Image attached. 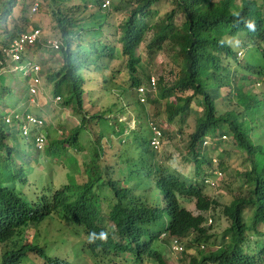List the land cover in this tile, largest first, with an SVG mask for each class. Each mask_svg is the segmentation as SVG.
I'll return each mask as SVG.
<instances>
[{
    "label": "trees",
    "instance_id": "16d2710c",
    "mask_svg": "<svg viewBox=\"0 0 264 264\" xmlns=\"http://www.w3.org/2000/svg\"><path fill=\"white\" fill-rule=\"evenodd\" d=\"M20 1L22 15L15 20L12 29L4 26L3 32L7 40L13 41L27 30L29 4L38 2ZM51 1L56 7L61 5L59 2L56 5L57 0ZM116 1L118 4H114L108 11L102 10V0H94L97 10L89 15L87 20L74 17L78 7L66 13L61 9L53 13L66 44V49L61 50L64 63L56 74H52L56 78V93H66L64 105L77 107L79 111L84 105L86 73L97 69L93 57L121 56L115 49L101 44L98 40L103 36L104 21L111 20L119 29L118 42L122 44L121 53L128 59L131 70H135L140 64V58L136 55L139 43L149 37V32H153L154 37L150 36V42H153L147 46L151 59L166 51L167 47H170L168 51L172 53L170 74L173 78L165 77L172 80V85L168 84L170 87L165 86L167 94L176 96L180 109L187 110L193 101L201 108L196 131L189 137V159L197 165H211L208 154L201 156L200 142L204 136L215 137L219 128L226 127L232 133L237 147L247 154L251 164L250 170L238 173L241 177L243 175L247 191L225 207L224 213L230 220V226L220 235L221 241L217 249L201 254L189 264H264V243L257 242L252 246V238L264 237V146L256 145L251 139L258 133L257 129H261L253 120L264 110V96L260 98L253 90L243 91L250 83L246 76L261 75V72L257 73L251 67L238 69L241 62L235 58L236 54L227 41V37H234L243 31L250 38H261L264 42V5H258L254 0H240L239 4L237 0ZM16 2L17 0H8L1 4L0 23L4 19L2 14H10ZM84 6L87 9L88 3ZM162 6L170 8L161 14ZM249 23L254 24V27L249 28ZM230 61L238 66L236 70L227 66ZM0 87L1 102L8 89ZM223 88H228L229 94H232L231 89H236L239 97L235 104L230 102L227 111H221L219 108V96ZM77 136L74 134L76 140ZM62 139L64 148H67V144L70 146L74 143L73 136ZM25 157L26 154L22 150L7 143V133L0 127V243L7 246L1 264H24L27 255L35 251L45 259L43 250L26 247L23 240L15 235L23 234L20 230L27 222H39L46 216H65L81 223L88 242L89 235L95 233L97 238L89 242L92 249L104 247L133 250L131 241L124 246L114 244L112 231L106 226V220L115 223L117 237L130 240V236L144 233L146 226L160 222L166 212L171 216L169 230L172 234L188 235L195 231L196 242L212 240L208 231L201 228L202 220L192 217L180 208L176 199L177 195L196 196L199 209L208 210L212 203L200 186L187 184L172 174L161 175L156 185L164 194L166 207L159 208L144 197L134 195L130 189L118 185L122 189H115L113 198L107 202L109 207L103 209L99 194L94 191L95 178L89 176L88 182L91 183L79 186L77 190L82 194L77 199L58 192L51 198L42 197L38 203H34L2 187L7 181L16 180V175L20 177L24 173L17 160L21 162ZM222 164L223 161L221 166ZM137 166L140 168H136ZM144 168L141 162H132L130 167H126L128 179L149 177L143 172ZM99 179L100 175H97L96 180ZM109 187H114V184H109ZM247 213H251L249 222L246 221ZM102 232L104 238L100 239L99 234Z\"/></svg>",
    "mask_w": 264,
    "mask_h": 264
},
{
    "label": "clouds",
    "instance_id": "9594fccd",
    "mask_svg": "<svg viewBox=\"0 0 264 264\" xmlns=\"http://www.w3.org/2000/svg\"><path fill=\"white\" fill-rule=\"evenodd\" d=\"M108 1V4H106ZM258 3V0H254ZM39 3V1H38ZM88 3V1H87ZM116 4V0H102L101 7L102 10H111L113 5ZM259 5V4H258ZM261 5H264V0ZM35 4L32 5V13H37L39 11V8L37 11H34ZM90 6H94L91 3H88V6L86 8H90ZM79 8V7H78ZM83 9H85V6H83ZM107 23L111 26H114L115 33L113 36L117 39L116 42L120 44V47L113 46L111 43H107L104 41L105 35L99 37V41L101 44L112 47L115 49V52H119L121 56L119 58H108L103 56H94V60L97 64V69L86 73V83L84 84V105L83 107L77 111V107H71V106H65L64 102L67 99V94L62 92L56 93V78L54 75H50L48 77V81L52 83L53 85V95H54V103L55 104H61V109H68L69 113H72V116L75 117V120L78 122V125L71 131H65L61 132L60 135L56 133V136H51L50 141L53 142H59L60 145V156L61 160L60 163L57 164H65L68 168H72L71 175L69 176V183L59 186L58 188L54 189L53 191H49V193H43L40 196L32 197L29 193H24L21 190L22 183L26 184L27 180H31L35 183L33 179L29 178L30 171H36V165H38V162H35L29 158V154L32 153L35 155V153H40L43 150H45L47 142L49 140V134L46 135L43 130L46 128V119L39 114H34L30 112H16L12 111L9 114H2L0 113V117L2 120V127L7 133V129L11 127L18 126V131L21 133L22 137L24 139H21L20 142L14 143V145L9 144L10 139V132L7 133V143L10 146L18 147L22 152L26 154V157L23 158V160L20 162L17 160V164L21 167H23L24 173L18 177L16 175V180L14 181H7L2 185V187H6L8 190L14 191L16 194H19L23 199L27 200L28 202H34L38 203L42 197L51 198L56 193H64V195L72 198L77 199L78 196H80L82 193L80 190H77L79 186H84L86 184H89L91 182L89 181V176H93L95 178L94 183V191L99 194L100 204L103 205V209H106V207H109L107 202L108 200H111L113 198V194L116 192L115 189H122V187L128 188L132 191V193L136 196H142L145 199H147L150 203L155 205L159 208H165L166 202L164 200V194L161 190V188L157 187L156 183L158 184V179L161 175H167L172 174L180 179H182L187 184H191L196 187H202L204 194L207 196L209 201L212 203L211 207L207 209H199L198 207V201L196 196H181L177 195L176 199L180 206V208L184 209L187 213H190L192 217L194 218H200L202 220L201 228L206 229L209 233L208 227L212 225L214 222L213 218H208L207 212L212 210L213 208L220 207L219 202L211 199L205 191H207V187L215 188L216 181H223V171L221 169V161L223 160L222 154H217L216 156H212L211 152L210 154L206 150L209 146H212V149L210 151H220L221 145L220 142H225L229 139L233 140L234 145L237 149H239L236 145L235 139L232 135V133L229 131L226 127H221L218 129L217 134L215 137H212L211 135H206L203 137V139L200 142V149H201V156L204 157L206 154H208V157H210L212 163L211 165L205 164V163H199L198 165L189 159V137L195 133L196 131V123H195V131L189 135L188 141L185 148V155L182 157L183 162L189 165H192L195 167L194 175L193 176H187L181 172L177 168H170L166 165H164V162L156 160V156L158 152H162L165 146L166 138L170 135L167 130L162 128L158 124L157 118H159L162 114L165 115L166 121L165 124H175L179 121L186 120V117L190 114L197 112L198 115L201 113V108L198 106V103L196 101H193L190 103V106L187 110L180 109L178 99L176 96L168 95L165 86L170 87L168 84H171L172 80L167 79V76L158 75L156 76L154 74H151L153 72L152 70V64L153 61L156 59H151V57L148 55L147 52V46L148 44H152L150 42V36L154 37L153 32H149V37L144 40L145 44V53L146 58H143L141 55H138V49L136 51V55L138 58H140V64L136 66L135 70H131L129 68V61L126 60L122 55V44L118 42L120 37V31L116 27V25L113 24L111 20L104 21L103 23V31ZM249 28H253L254 24L249 23ZM39 29L41 31V40L35 43L34 45H26L24 47V50L21 52V66L25 67L23 65V60L26 58L30 61L31 66L29 69L25 68L23 71V75L29 76V95L30 99L28 102L32 99L36 98L39 94H44L43 92V77H42V68L40 66V62L38 61V57H35L34 53L32 52L33 49H41L42 51L47 52H53L55 54H59V60L57 61L59 63V69L62 67L64 60L61 56V50L66 49L65 41L62 39H54V38H46L43 35V32L41 28L38 25H34V28L31 30H26L23 33H29L32 30ZM102 31V32H103ZM6 37V34H5ZM237 39H241L242 43H240ZM11 39L7 40L5 38L4 41H2V45L0 46V62L4 61L5 56L3 54V50L5 47H9L12 41ZM43 41H55L57 42L58 48L47 46L43 43ZM228 44L232 46L233 52H235L236 56L235 58L241 62V53L246 52L244 62H241V66L238 67L235 66L233 61H230L227 63V66L230 67L231 70L242 69L245 67H251L253 71L255 72H261V75H253L249 74L246 76L247 80L250 82L248 86L244 88L243 91H252L253 87L258 83V80L261 79V77H264V42L261 41V38H250L246 32H239L234 37H227ZM150 42V43H149ZM142 43H139V47ZM84 45H87L88 43H83ZM38 45V46H37ZM237 47V49H236ZM170 49L167 48L166 51ZM263 50V51H260ZM162 52H165L162 51ZM169 52V51H168ZM171 53V52H170ZM159 54V53H158ZM157 54V55H158ZM240 58V59H239ZM106 60V62L103 63V67H108L109 62L112 61H120L121 66L127 73V80L124 81H118L117 76L122 72L120 68L117 70H114L113 73L108 76L109 81L113 84L119 85V89H122L124 93L130 91L131 89H136V95L134 101L129 102V104H132L134 106V111L129 110L126 108L128 105H123L120 102L114 103V104H108L105 102L106 99L104 98V95H109L111 92V89L106 85L108 83L107 78H103V88H97L96 84L92 79V76H96L98 72H104L105 68H103L99 63ZM228 62V60H226ZM18 65V64H17ZM250 65V66H248ZM102 67V68H101ZM4 66L0 65V84H4L2 82L3 75L5 73V69L2 70ZM13 68V65H12ZM57 71V72H58ZM13 72V70H11ZM21 72H13V73H21ZM57 72L53 73L56 74ZM154 73V72H153ZM151 74V75H150ZM243 74V73H242ZM245 74V73H244ZM171 75V74H170ZM172 76V75H171ZM167 77V78H165ZM169 78H173L169 77ZM172 85V84H171ZM249 86L251 88H249ZM249 88V90H247ZM222 91H225L226 94H228L229 102H231L230 97L234 94L237 95V102L239 100L238 92L236 89L232 90V94H229L228 88H223L220 92L219 98L221 99ZM253 93L254 90H253ZM191 94V92H190ZM189 94V95H190ZM256 94V93H255ZM258 95V94H257ZM100 97L101 101L106 104L104 108L98 107V100L97 97ZM178 96V94H177ZM259 96V95H258ZM264 93H262L260 98H263ZM63 99V102H62ZM1 103V102H0ZM236 103V102H235ZM232 103V104H235ZM35 104V102H34ZM148 106L152 107L157 112L155 114L151 113L150 109L148 110ZM76 109V110H75ZM93 109H95L94 112L90 113ZM228 109H226L227 111ZM68 113V114H69ZM125 115H128V117H125ZM124 117V119L122 118ZM264 118V110H261L259 112V115L254 118L253 122L255 125L259 126V124L263 121ZM131 122L133 123V126H131ZM49 124V122L47 121ZM137 125V126H136ZM261 127V126H259ZM33 132V138L28 143L27 138L31 135ZM258 133L252 137L251 139L256 145L264 146V141L262 143H259L255 140V137H259L260 134H263L264 127H261V129H257ZM86 131H91L92 135L95 137L94 139V145L92 147V150L88 154V158L83 160L82 163L78 162L76 157L72 154H70L67 150L70 147L73 149L76 153H79L81 149L86 148V146L83 144V138L81 137L82 134ZM107 133H111L114 135V138L107 137ZM74 134H77V140L74 137ZM52 135V133H51ZM182 131L179 129L177 133H175V137L181 136ZM69 136H73L74 143L70 146L68 144L66 145L67 148L62 147L61 141L62 138H67ZM231 136V138L229 137ZM55 137V139H54ZM38 139H42L43 141L40 142ZM26 141L25 144H23ZM219 143V144H218ZM89 144V143H88ZM124 144V145H123ZM118 147V151L122 152L120 154H117V152L111 153L112 149ZM205 149L206 152L204 155H202V150ZM225 149H222V152ZM242 153L245 155L246 161L249 163V168L251 169V164L247 158V154L239 149ZM170 157H166V161L170 162ZM47 163L49 162V157L46 158ZM120 162L121 164L117 163ZM139 161L142 163V165L145 166L143 172L148 174L149 177L146 178H134V179H128V171L126 169L127 166L130 167V164L132 162ZM46 163V162H45ZM123 164V165H122ZM173 164V163H171ZM205 166V168H204ZM140 168V167H136ZM220 169V171L218 170ZM241 171V172H245ZM97 175H100V179L96 180ZM240 178L242 177L239 176ZM215 179L216 181H214ZM243 182L244 178H242ZM113 183L114 187H109V184ZM124 183L125 185H122ZM104 184V186H103ZM122 187H119V186ZM244 187L247 188V185L244 183ZM55 188V187H54ZM53 189V188H52ZM247 191V190H246ZM243 192V189L242 191ZM240 195V194H239ZM239 195L235 196L229 203L224 204L223 206V215L227 218V216L224 213L225 207L229 206L232 201L238 197ZM185 200H193L195 202V209L197 212H192L189 210L183 203ZM251 213H247V215ZM230 226V220L227 218ZM47 221H51L54 224L63 225L65 228V231L72 230L74 236H81L83 233L85 234L86 240L81 239L76 246L71 245L70 255L69 259L65 260L62 257L50 254V243H45L44 247L41 246L40 240H41V234L35 233L32 240L29 241L25 238L26 230L29 227H39L40 225L46 223ZM171 222V216L166 212L163 216V218L155 225H149L145 227L144 233L136 234L130 236V240L128 238H120L117 237L116 234V225L111 220H106V226L109 227L112 231L114 244H122L123 246L126 245L128 242H132L131 248L133 250H118V249H105L104 247H100L98 249H92L89 245V242H92L97 238L95 233H92L89 235V242L88 238L86 237L85 230L81 223H78L76 221H73L72 219L65 217V216H46L43 220L39 222H27L24 226L21 227L20 231H23V234L21 236L15 235L17 238L22 239L26 247H31L32 249L36 250H43L45 252V259L39 256V254L35 252H30L26 259L24 260V264H27L28 261L29 264H77L78 263V257L82 256L84 257L88 262H92V264H115L116 261L112 259H118L123 254H130L132 256L133 262L128 264H141L142 261L145 258H149L153 260L154 262H158L161 264V262H165L167 260V257L164 256L163 251L161 250V237H169V243H170V251L174 255H188L187 258L189 259L188 264L194 259L199 258L201 254H207L209 252H203L202 249L207 246L210 248V246L214 245H208L211 243L209 242H196V236L197 232L192 231L188 235H174L169 230ZM249 222V221H248ZM228 226V227H229ZM250 225H248L249 227ZM227 227V228H228ZM226 231V230H225ZM224 231V232H225ZM224 232H222L220 235H222ZM63 235H65L62 232H59V234L51 239L54 240V243L57 245L59 243L64 242ZM193 235V238L191 241H194V243L197 245L194 249V254L196 256H192L188 253V250L184 246L183 239L189 238ZM210 236L212 234L209 233ZM219 235V242L220 240ZM214 236H212L213 239ZM99 238H104V233L99 234ZM252 246L254 247V244L257 242L264 243V237L259 238H252ZM208 243V244H207ZM220 244V243H219ZM0 245H3L0 243ZM7 249V246L4 245ZM249 246V245H248ZM25 247V248H26ZM83 250V254H80L79 252L75 253L76 250L79 249ZM218 247V246H217ZM202 248V249H201ZM215 251V250H214ZM5 252V251H4ZM3 252V253H4ZM3 253L1 256L0 264L3 262ZM34 254L35 256H33ZM40 259H42L40 261ZM211 264V263H206Z\"/></svg>",
    "mask_w": 264,
    "mask_h": 264
},
{
    "label": "rangeland",
    "instance_id": "374dc122",
    "mask_svg": "<svg viewBox=\"0 0 264 264\" xmlns=\"http://www.w3.org/2000/svg\"><path fill=\"white\" fill-rule=\"evenodd\" d=\"M8 0H0V7L3 2H6ZM63 3H62V2ZM91 3L94 5V0H57L55 3L58 5V2L61 3V5H58L57 7L54 6V3L51 0H40V7L39 11L37 13H32V5L29 4L30 1H28V4L30 6L29 11V26L27 28L28 30H31L34 28V25H38L43 35L46 38H54L61 40V30L59 27L58 21L55 19V13L57 10H62L65 13L70 12L76 7H79L77 11L74 14V17L77 18H83L84 20H87L89 15L96 12V6H90V8L83 9L84 4ZM128 1V0H127ZM237 3H240V0H237ZM263 3V0H258V4L261 5ZM116 4L117 1H116ZM168 5V4H166ZM170 8L169 6H162L160 13L163 14L166 9ZM22 5L21 1L17 0L15 6L13 7L11 13H4L2 14V18H4L0 23V46L2 45V41L5 40V33L4 26H6L8 29H12L15 24V20L19 19L22 15ZM181 21V18H179L178 22ZM115 33L114 26H111L107 23V25L104 28L103 34L105 35L104 41L107 43L113 44V46L120 47V44L116 42V38L113 36ZM240 43H242L241 39H237ZM169 48V47H167ZM166 48V49H167ZM237 49V47H236ZM32 52L34 53L35 57H38V61L40 62V66L42 68V77H43V92L44 94H39L36 98L32 99L33 101H29L30 95H29V80L30 77L23 75V73H13L11 72L10 68L7 64V70L5 69V73L2 78V82L4 84H0V86L6 87L8 90L4 97L2 96L1 103H0V113L2 114H9L12 111L16 112H30L34 114H39L40 116L44 117L49 124L46 121V128L43 130V132L48 135L49 134V140L47 142L45 150H43L40 153L29 154V158L35 162H38V165H36V171H30L29 178L33 179L35 183L31 180H27L26 184L22 183L21 190L24 193H29L32 197H37L42 195L43 193H49V191H53L54 189L58 188L61 185L68 184L69 183V176L71 175L72 168H68L65 164H57L60 163L61 156H60V145L59 142H53L50 141V137L56 136L55 134H59V130L61 132L65 131H71L73 130L77 125L78 122L75 120V117L72 116V113H69L68 109H61V104H55L54 103V95H53V85L48 81V77L57 72L59 69V63L57 62L59 60V54H55L53 52H47L42 51L41 49H33ZM246 52L241 53V62H244ZM138 55H141L143 58H146L145 53V44L142 43L141 46L138 48ZM106 62V60L100 62L99 64L103 67V63ZM32 63L26 58L23 60V65L25 68L29 69ZM101 67V68H102ZM105 68L104 72H98L96 76H92V79L97 88H103V78H107L108 83H106L105 86L109 87L111 89V92L109 95H104V98H108L105 100L108 104H114L117 102L122 103L123 105H128L129 102L134 101L137 97L136 95V89H131L130 91L124 93L122 89H119V85L113 84L109 81V77L114 70H117L120 68L122 72L117 76L118 81H124L127 80V73L121 66L120 61H112L109 62L108 67ZM172 69V53H169L168 51L160 52L156 59L153 61L152 64V70L153 72L151 74L163 75L167 77H172L170 75V71ZM150 74V75H151ZM157 77V76H156ZM259 84H256L253 87V90L256 94L259 96L264 93V77H261V79L258 80ZM249 88H251L249 86ZM247 88V90H249ZM1 89V87H0ZM190 93H188L189 95ZM229 96L226 94L225 91H222L221 94V100L219 103V108L221 111H226V109L229 107L230 102L228 100ZM98 107L104 108L106 104L101 101L100 97L98 96ZM231 103L237 102V95L234 94L230 97ZM35 102V104H34ZM63 102V99H62ZM233 105V104H232ZM127 109L134 111V106L132 104H129L126 106ZM150 109L151 113L155 114L157 111L154 110L152 107L148 106V110ZM230 109V108H229ZM95 109H93L90 113L94 112ZM69 113V114H68ZM125 117H128V115H125ZM124 119V117H122ZM199 119V115L197 112H194L186 117V120L176 122L175 124H165L166 117L165 115H161L159 118H157L158 124L162 126L165 130L169 132V136L166 138L165 146L162 152H158L156 156V160L164 162V165L170 167V168H177L179 172L187 175V176H193L195 167L189 164H186L183 162L182 157L185 155V146L188 141V137L190 134H192L195 131V123L197 124ZM131 126H133V123L131 122ZM137 126V125H136ZM259 126L264 127V118L263 121L259 124ZM0 127H2V120L0 117ZM181 129L182 135L175 137V133H177ZM10 132V141L9 144L14 145V143L20 142L21 139H24L21 135V133L18 131V126L11 127L7 129V133ZM33 132L31 135L27 138L26 141L30 144L32 138H33ZM56 132V133H54ZM52 133V135H51ZM83 138V144L86 146V148L81 149L79 153H76L73 149L70 147L68 148V152L76 157L78 162H81L88 158V154L92 150V147L94 145V139L95 137L92 135L91 131H86L81 136ZM107 137L114 138V135L111 133H107ZM231 138V136H229ZM55 139V137H54ZM255 140L259 143H262L264 141V132L263 134H260L259 137H255ZM26 141L23 143L25 144ZM14 142V143H13ZM89 143V144H88ZM219 144V143H218ZM222 144L221 150L219 151H210L212 149V146H209L206 148L208 153L212 156H216L217 154H222L223 157V164L221 166L223 173V181H216L213 179L216 184L215 188L207 187V195L219 202L220 207L213 208L209 212H207L208 218H213L214 222L211 226L208 227L209 233L212 234L213 239L211 240L210 248L205 246L203 252H210L217 249V246L219 245V235L224 232L227 227L229 226V222L226 217L223 215V206L226 203H229L235 196L239 194L246 193L247 188L244 187V182L242 178L239 177L238 173L241 171H245L249 168V163L245 159L244 153H242L239 149L236 148V146L233 143V140L229 139L225 142H220ZM124 145V144H123ZM118 147L112 149L111 153L117 152V154H120L122 152L118 151ZM222 149L223 150L222 152ZM205 149L202 150V155L206 152ZM49 157V162L47 163L46 158ZM166 157H170L169 163L166 161ZM46 162V163H45ZM121 164L119 161L117 162ZM123 165V164H122ZM205 168V166H204ZM220 171V169H218ZM122 185H125L122 183ZM55 187V188H54ZM53 188V189H52ZM243 189V192H241ZM184 205L191 210L192 212H197L195 209V202L193 200H185L183 201ZM248 214L246 216V221H249ZM59 232L64 233L63 238L65 239L64 242L55 244L54 240L51 239L59 234ZM35 233L41 234V240L40 244L44 247L45 243H50L51 248L49 253L62 257L65 260L69 259L71 245L76 246L81 239L86 240L85 234L83 233L80 237L74 236L72 230L65 231V228L63 225L54 224L51 221H47L46 223L40 225L39 227H29L26 230L25 238L29 241L32 240ZM193 238V235L189 238L183 239L184 246L188 250V253L192 256H196L194 254V249L196 248V244L194 241H191ZM162 248L161 250L164 253V256L167 257L166 264H188L189 259L187 258L188 255H174L170 251V243H169V237H161L160 239ZM251 245V244H249ZM6 250V247L4 245H0V261L2 253ZM79 252L80 254H83V250L81 247H79L78 250L75 251V253ZM35 256L34 254H32ZM32 260V258H31ZM30 260V261H31ZM42 259H40L41 261ZM78 263L77 264H92V262H88L84 257L79 256L78 257ZM115 260V264H128L133 262L132 256L130 254H123L118 259H112ZM27 264H29V262ZM32 264V263H31ZM36 264V263H33ZM110 264H113L110 262ZM141 264H159L158 262H154L153 260L149 258H145Z\"/></svg>",
    "mask_w": 264,
    "mask_h": 264
},
{
    "label": "built area",
    "instance_id": "2783aa9c",
    "mask_svg": "<svg viewBox=\"0 0 264 264\" xmlns=\"http://www.w3.org/2000/svg\"><path fill=\"white\" fill-rule=\"evenodd\" d=\"M39 1V0H38ZM108 4V1L107 3ZM39 8V3H35L34 11H37ZM41 40V31L37 28L35 30H32L29 33H22L20 37L15 39L9 47H5L3 50V54L5 56L4 61L0 62V65L4 66L2 70H7V64L10 70H13V72H21L25 69V67L21 66V52L24 50V47L26 45H34L38 41ZM43 43L47 46L58 48L57 42L55 41H43ZM18 64V65H17ZM13 65V68H12ZM1 76V75H0ZM38 141H43L42 139H38Z\"/></svg>",
    "mask_w": 264,
    "mask_h": 264
}]
</instances>
